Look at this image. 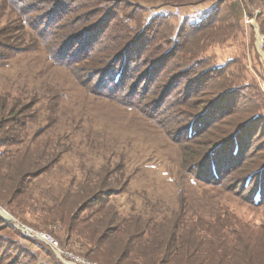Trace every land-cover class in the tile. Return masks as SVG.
<instances>
[{
	"label": "trees",
	"instance_id": "obj_1",
	"mask_svg": "<svg viewBox=\"0 0 264 264\" xmlns=\"http://www.w3.org/2000/svg\"><path fill=\"white\" fill-rule=\"evenodd\" d=\"M59 1L52 10H44L46 14L51 11L46 17L50 20L40 19L35 24L28 21L30 11H39L42 6L32 10L25 1H20L24 5L20 8V12H24V28L36 33L53 62L57 63V54H69L71 46H87L90 54L87 60L95 62L91 79L101 75L102 83L109 73H116L109 88L118 96L116 100L153 119L157 127L181 147L188 174L196 180L207 181L211 172L213 182H223L235 174L237 185L243 190L244 184L249 188L251 203L264 204V115L255 110V106L262 104L253 98L246 86L214 81L225 78L229 65L210 63L202 56L204 48L200 44L206 35L234 34L247 10L251 16L254 9L259 10L257 18L264 32V0H83L84 10L77 17L85 18L84 14L92 17L84 23H68V8L74 1ZM62 2L65 7L58 13ZM199 4L211 5L198 14H189L179 25L171 22L175 6ZM122 7L126 9L121 11ZM96 16L99 18L93 20ZM107 21L110 27L102 28ZM109 29L107 36L102 38ZM100 44V52L95 55L94 50ZM4 48L8 58L27 50ZM173 59L178 60L181 69L162 78L158 69ZM60 64L75 69L69 63ZM142 65L144 67L135 75L132 71ZM188 77L190 80L181 85ZM138 80L147 84L141 97H137ZM175 94L179 97L170 100L171 109L178 103L179 112L184 114L182 119L167 118L171 112L162 117L163 104L154 105L155 114H148L152 107L148 104L156 97V101L161 98L165 103ZM153 95L156 97L145 103ZM251 103L254 104L249 107ZM185 105L190 111L182 109ZM15 107L0 106V148L5 147L0 149V204L17 215L18 206L21 208L29 201L30 182L46 169L34 170L37 165L30 164L31 153L23 149L19 135L29 121L23 119V110ZM253 131L261 133L259 140L263 137L255 147L253 140L246 139ZM126 169L124 163L105 167L98 175L101 179L98 183L84 191L79 186L72 193L77 195H72L76 199L68 201L65 207H61V201L57 203L59 218L55 221L64 223L69 233L74 232L84 239L88 248L86 258L98 264H259L264 241L251 236L241 226L233 230L237 231L233 239L219 238L213 244V238L206 235L215 227L217 231L229 228L228 223L221 226L208 223L203 217L204 209L193 207L184 195H180L173 206L147 199L148 206L155 210L146 212L133 207L130 214L121 212L109 197L126 192L131 180L125 178ZM116 176L125 178L123 183ZM95 207V211H89ZM5 222L0 215V231L7 226ZM2 240L8 239L0 234V242ZM29 252L14 247V243L5 248L0 244V264H31ZM59 262L53 263L66 264Z\"/></svg>",
	"mask_w": 264,
	"mask_h": 264
},
{
	"label": "rangeland",
	"instance_id": "obj_2",
	"mask_svg": "<svg viewBox=\"0 0 264 264\" xmlns=\"http://www.w3.org/2000/svg\"><path fill=\"white\" fill-rule=\"evenodd\" d=\"M20 1H25L32 10L42 6L39 11H30V24L48 17L51 11L46 14L44 10H52L57 2L60 3L59 0H0V106L10 104L16 106L17 110H23L22 117L29 122L19 134L22 147L29 149L30 164L37 165L34 170L46 169L44 174L30 182L29 201L21 208L18 206L17 215L0 204V208L14 218L6 219L7 226L0 231L1 236L8 239L0 242L4 248L14 243L16 248L30 251L28 256L31 257V264H54V261L75 264L71 254L81 257L87 264H98L84 256L88 249L84 239L74 232L69 233L64 223L55 221L59 218L57 203L61 201V207H65L68 201L76 199L72 195H77L72 193L79 186L84 191L101 180L98 175L105 167L113 168L123 163L127 166L125 178L131 179L129 186L126 192L109 197V201L124 214H130L133 207L145 209L146 212L155 210L148 206L147 199L150 202H162L168 207L178 203L179 196L184 195L193 207L204 209L203 217L208 223L219 226L228 223L229 228L217 231L215 227L206 235L213 238V244L219 238L233 239L237 234L233 230L241 226L251 236L264 241V204L257 206L251 203L249 188L245 184V190L238 186L235 174L227 177L225 182H213L211 172L207 175V181L196 180L188 174L181 147L174 144L153 119L116 100L118 96L109 89L116 73H109L103 84L101 75L98 78L96 74L95 80L91 79L95 62L87 60L90 57L87 46H71L69 54H57V63L50 59L36 33L24 28V12H20L24 5ZM72 1L73 5L68 8V23H84L92 19L86 17L88 14H84L85 18L82 19L77 17L84 10V2ZM209 5L175 6L171 22L179 25L189 14H198ZM59 6L58 13L65 5L62 2ZM125 9L122 7L121 11ZM253 13L251 16L246 11L239 22L240 28L234 34L206 35L200 44L204 48L202 56L210 63L229 65L225 78L214 81L246 86L253 98L264 105V32L257 18L259 10L254 9ZM98 18L96 16L93 20ZM50 19L46 18V21ZM107 25L108 21L102 28ZM109 32L110 29L105 31L102 38ZM102 44L94 50L95 55L100 52ZM6 46L27 50L8 58ZM12 51L9 50L10 53ZM60 63H69L75 69L71 70ZM180 66L178 60L173 59L158 70L162 78L166 79ZM143 67L139 66L132 72L137 75ZM189 80L190 77L186 78L181 85ZM140 81L137 97H141V91L147 85ZM131 82L133 85L135 78ZM175 95L167 98L165 103L161 98L156 101V95L146 98L145 103H149L156 97L148 104L152 106L148 114H155L154 105L163 104L160 110L162 117L171 112L167 118L182 119L184 114L179 112L178 103L171 109L170 100L179 97ZM253 104H249V107ZM262 105L255 106V110L264 115ZM186 107L182 109L190 111L191 108ZM257 132H249L246 136V139L253 140L254 147L263 139L261 137L259 140L261 133ZM117 178L120 183L125 179ZM111 184L118 186L116 182ZM23 225L32 231L23 229ZM45 235L56 239L64 253L58 254ZM239 235L244 236L242 233ZM260 253L259 264H264V248L261 247Z\"/></svg>",
	"mask_w": 264,
	"mask_h": 264
},
{
	"label": "built area",
	"instance_id": "obj_3",
	"mask_svg": "<svg viewBox=\"0 0 264 264\" xmlns=\"http://www.w3.org/2000/svg\"><path fill=\"white\" fill-rule=\"evenodd\" d=\"M46 239L48 240V242L55 248L56 252L58 254H62L64 253V251H62L58 245V241L56 239H54L52 236L50 235H45ZM75 264H87L81 257L77 256V255H73L71 254Z\"/></svg>",
	"mask_w": 264,
	"mask_h": 264
},
{
	"label": "water",
	"instance_id": "obj_4",
	"mask_svg": "<svg viewBox=\"0 0 264 264\" xmlns=\"http://www.w3.org/2000/svg\"><path fill=\"white\" fill-rule=\"evenodd\" d=\"M262 37L264 38V35ZM1 211H3L4 213H2ZM0 215H2L5 219H8V220L12 219V220H14V218L8 212H6L5 210H3L1 208H0ZM22 227H23V229H25L27 231H32V229L29 228V227H27V226H24L23 225Z\"/></svg>",
	"mask_w": 264,
	"mask_h": 264
}]
</instances>
